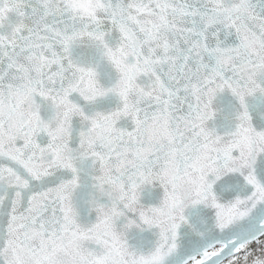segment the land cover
<instances>
[{
    "label": "snow or ice",
    "instance_id": "6c2138e0",
    "mask_svg": "<svg viewBox=\"0 0 264 264\" xmlns=\"http://www.w3.org/2000/svg\"><path fill=\"white\" fill-rule=\"evenodd\" d=\"M0 264H264V0H0Z\"/></svg>",
    "mask_w": 264,
    "mask_h": 264
}]
</instances>
